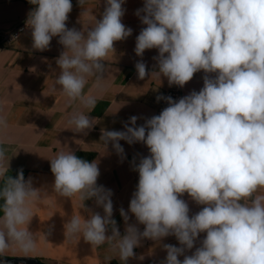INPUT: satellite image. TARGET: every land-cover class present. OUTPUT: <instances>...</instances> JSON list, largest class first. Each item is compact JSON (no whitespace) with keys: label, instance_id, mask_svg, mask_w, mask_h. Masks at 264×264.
I'll list each match as a JSON object with an SVG mask.
<instances>
[{"label":"clouds","instance_id":"obj_1","mask_svg":"<svg viewBox=\"0 0 264 264\" xmlns=\"http://www.w3.org/2000/svg\"><path fill=\"white\" fill-rule=\"evenodd\" d=\"M84 4L85 0H79ZM35 5L27 19L33 48L49 49L53 37L65 51L57 58L61 69L53 84L61 86L68 102L79 100L91 112L97 101L86 96L89 77L97 86L104 80L105 61L114 54V42L132 34L121 18L124 0H106L102 19L95 20L85 36L66 26L71 0H29ZM141 12L144 15L141 16ZM137 16L146 25L136 38L135 53L158 49L159 72L169 86L183 87L200 70L217 73L204 77L199 91L174 101L159 115L135 126L130 117L124 131L106 130L102 138L112 143L118 154L129 144L143 142L150 156L142 158L137 189L129 210L145 225L139 232L128 225L121 236L112 219V192L97 185L96 162L78 158L72 151H58L50 159L54 191L59 197L78 196L83 203L95 198L104 215L72 217L65 224L68 239L83 237L93 247L105 243L122 264L134 257L142 238L159 240L174 235L183 247L165 245V264H264V0H145ZM167 54V55H165ZM139 79L149 75L143 61L135 64ZM2 111V109H0ZM88 112V113H89ZM74 111L67 123L75 132L93 127V119ZM7 122L0 116V130ZM5 151L0 148V256L13 246L25 254L35 250L36 238L28 230L32 205L46 195L25 180L23 170L16 178L6 176ZM187 193L201 211L189 217V206L181 198ZM84 206V204H83ZM125 222L129 217L120 210ZM111 226L112 234L106 235ZM206 232L202 246L191 256L178 259L192 249L200 233Z\"/></svg>","mask_w":264,"mask_h":264},{"label":"crops","instance_id":"obj_2","mask_svg":"<svg viewBox=\"0 0 264 264\" xmlns=\"http://www.w3.org/2000/svg\"><path fill=\"white\" fill-rule=\"evenodd\" d=\"M71 3L73 7L66 26L83 31L86 36V29L90 30L95 20L102 19L106 0H85L83 5L79 0H71ZM144 3L145 0H124L125 14L121 22L132 29V34L114 42L115 52L110 53L108 61L104 62L106 71L102 73L104 80L100 85L97 86L95 77H89L84 93L97 101L91 112L79 100L69 103L60 85H55L56 90H52L61 72L56 60L65 51L58 36L52 38L48 50H35L32 30L27 28L17 42L0 48V116L7 122V127L0 130V148L5 151L6 165L9 160L6 176L16 178L22 169L25 180L31 178L32 186L46 193L32 205L33 217L28 225V230L36 238L35 250L25 254L13 246L1 257L35 258L42 264H122L118 257L107 259L114 256L107 243L93 247L83 237L79 240L66 237L64 226L72 217L87 219L94 213L103 216L104 210L96 204L95 198L82 203L78 196H57L50 159L61 150L72 151L78 158L98 164L97 185L112 192V219L120 235L126 234L128 225H135L139 232H143L145 225L136 220L129 205L139 181L135 167L142 158L150 156V150L143 142L129 144L120 140L124 152L118 154L111 142L105 145L103 132L126 130L125 124L133 126L129 122L132 116L138 118L135 126L145 125L147 119L156 116L163 101H157L158 96H165L166 92L176 88L181 90L183 97L193 91L199 92L206 75L212 79L217 76V73L200 70L183 87L169 86L167 77L162 74L159 80L152 78L153 72H159L158 61L153 59L158 57V49H147L143 56H137L134 51L136 38L146 27L136 14ZM34 7L27 0H0V34L18 26ZM138 61L147 65L149 75L144 79L138 78L135 68ZM74 111L89 112V117L94 120L93 127L84 132L69 129L67 119ZM2 183L0 181V187ZM256 194H264V189H259ZM179 198L188 204L190 218L204 207L187 193ZM2 204L3 200H0ZM121 208L129 217L127 222L121 215ZM111 234L109 226L106 235ZM205 237L206 232L200 233L193 248L185 249L178 259L183 261L185 256L193 255ZM165 245L183 247L174 235L159 240L142 238L140 245L134 248L135 256L123 264H165Z\"/></svg>","mask_w":264,"mask_h":264},{"label":"built area","instance_id":"obj_3","mask_svg":"<svg viewBox=\"0 0 264 264\" xmlns=\"http://www.w3.org/2000/svg\"><path fill=\"white\" fill-rule=\"evenodd\" d=\"M27 2H29V0H27ZM27 19L23 20L18 26H16L14 29H12L11 31L5 33V34H0V48H4L6 46H9L15 42H17L21 35L24 33V31L29 28L27 26ZM164 97H171L174 101H177L183 97V94L181 92L180 89L176 88L173 90H170L168 92H166ZM168 103L166 100L163 99L160 107L158 108L156 115H159L163 109H165L166 107H168Z\"/></svg>","mask_w":264,"mask_h":264},{"label":"water","instance_id":"obj_4","mask_svg":"<svg viewBox=\"0 0 264 264\" xmlns=\"http://www.w3.org/2000/svg\"><path fill=\"white\" fill-rule=\"evenodd\" d=\"M0 264H42L35 258H7L0 256Z\"/></svg>","mask_w":264,"mask_h":264},{"label":"trees","instance_id":"obj_5","mask_svg":"<svg viewBox=\"0 0 264 264\" xmlns=\"http://www.w3.org/2000/svg\"><path fill=\"white\" fill-rule=\"evenodd\" d=\"M2 213V212H1Z\"/></svg>","mask_w":264,"mask_h":264}]
</instances>
